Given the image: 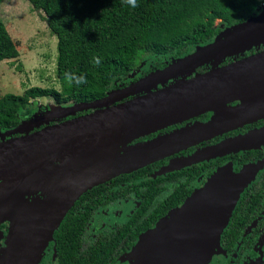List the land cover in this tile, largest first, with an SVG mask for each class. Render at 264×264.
Instances as JSON below:
<instances>
[{
    "label": "water",
    "instance_id": "water-1",
    "mask_svg": "<svg viewBox=\"0 0 264 264\" xmlns=\"http://www.w3.org/2000/svg\"><path fill=\"white\" fill-rule=\"evenodd\" d=\"M259 46H264V4L257 14L223 27L207 44L123 88L110 90L94 101L52 105L45 113L0 131V225H9L5 246L0 248V264H38L66 213L92 187L176 153L204 135L229 129L247 115L250 120L264 115L263 105L226 121L231 124L223 125L226 127L174 131L131 144L190 117L222 111L235 100L243 104L264 101V50L222 64L227 57ZM204 65L210 68L196 72ZM85 110L93 111L48 124ZM42 124L46 126L32 131ZM241 142L239 138L212 150ZM196 160L192 156L186 162ZM254 174L253 166L239 172L230 166L218 169L180 206L144 232L120 260L130 264H207L219 249L221 233Z\"/></svg>",
    "mask_w": 264,
    "mask_h": 264
},
{
    "label": "trees",
    "instance_id": "trees-1",
    "mask_svg": "<svg viewBox=\"0 0 264 264\" xmlns=\"http://www.w3.org/2000/svg\"><path fill=\"white\" fill-rule=\"evenodd\" d=\"M28 1L35 11L41 13L40 17L57 37L56 74L61 82V91L31 87L21 95L6 93L0 96L1 131L18 126L32 100L46 97L57 105H63L100 99L110 90L127 84L140 65L150 64L147 68L152 70L164 68L172 60L191 53L196 46L210 42L223 27L257 14L264 4V0H136L137 6L132 7L124 0ZM216 21L223 27L216 25ZM18 54L0 11V61L17 58ZM204 69L202 66L197 71L202 73ZM68 74L83 76L86 82L70 81ZM154 166L127 175L129 180L120 178L116 184L118 190H132L141 198L142 210L136 213L151 212L149 220L140 226L141 230L152 226L162 210L164 213L181 205L191 195L186 186L178 187L181 174L176 171L149 177L147 172ZM141 176H144L141 181L133 179ZM122 182L129 186L121 187ZM93 189L112 190L113 187L102 183ZM86 194L78 198L62 219L58 227L61 229L60 237L57 236L60 229L55 231L58 244H63L62 232L71 228L72 221H81L74 220L72 216L76 207L85 206L82 199ZM132 225L139 226V221L132 220ZM130 244L131 240L117 230L102 241L101 251L94 253V262L115 264L117 256ZM79 262L83 264L84 260L73 264Z\"/></svg>",
    "mask_w": 264,
    "mask_h": 264
},
{
    "label": "flooded vegetation",
    "instance_id": "flooded-vegetation-1",
    "mask_svg": "<svg viewBox=\"0 0 264 264\" xmlns=\"http://www.w3.org/2000/svg\"><path fill=\"white\" fill-rule=\"evenodd\" d=\"M262 50H264V46H259L246 51L243 55L238 54L227 57L225 61H228H224L222 64L236 61ZM203 67H205V71L210 68L208 65H204ZM155 69L152 70L147 67L137 69V72L133 74L127 84L129 85L131 82L155 71ZM127 84L118 86L117 88H123ZM126 99L128 98L124 100ZM263 105L264 101L243 104L241 101L235 100L224 107L222 111H207L190 117L135 139L131 144L148 142L164 135H171L174 131L191 130L194 132L197 129L202 131L206 126L228 125L229 123H226V121L238 116L240 118L244 117L250 110H255ZM92 111H78L75 115L54 119L49 121L48 124L61 123L67 119L89 114ZM238 123L218 134L207 137L204 135L186 148L151 162L133 172L122 173L103 182L113 187L112 190L94 191L93 187L87 190L86 196L82 199L85 206L76 207L75 214L72 216L74 220L81 219V221H72L71 228L62 232L65 238L63 244H58V240L56 239L55 231L57 228L53 233V238L42 252L38 264H73L77 260H84L83 264H96L94 262V253L100 252L102 241L107 237H111L117 230H121L131 240L129 247L123 250L116 258L115 264L123 263L124 260L121 261L120 258L130 252L140 236L146 230L153 228L159 218L175 207L167 209L164 213L162 210L160 212L161 215L152 226L141 230L140 226L145 225L146 221L149 220L151 212L148 211V214L142 212L143 215L142 213H136L142 210L140 208L142 200L138 194L132 190H118L119 188L116 184L119 183L120 178L124 179V181L129 180L127 175L130 176L134 172L151 165H155V168L147 172L149 177L164 176L176 171L181 174V180H178V187H180L179 185H182L184 188L186 186L190 189L191 193L201 188L209 177L222 167L230 166L234 172H239L245 167L253 166L255 174L240 193L227 225L221 233L219 249L212 255L207 264H264V115L253 120H250L247 115ZM44 126L46 124H42L32 131H37ZM239 138H242L245 142L238 144V146L226 148V150L220 153H212V148L226 142H233ZM192 156L197 157V160L187 164L186 161ZM174 166L175 168L172 170H164L167 167ZM143 177H133V179L138 182ZM120 185L121 187L129 186L125 182H122ZM179 194L180 189L178 191ZM165 203L167 204V202ZM132 220H138L139 226L132 225ZM8 231V223L0 225V248L5 246ZM58 232L57 236L60 237L61 229ZM79 263L82 264V262Z\"/></svg>",
    "mask_w": 264,
    "mask_h": 264
},
{
    "label": "rangeland",
    "instance_id": "rangeland-1",
    "mask_svg": "<svg viewBox=\"0 0 264 264\" xmlns=\"http://www.w3.org/2000/svg\"><path fill=\"white\" fill-rule=\"evenodd\" d=\"M0 11L19 52L17 58L0 61V96L6 93L21 95L31 87L61 91V82L56 74L57 37L40 17L41 13L35 11L28 0H2ZM218 22L216 25L220 26ZM149 65L144 63L138 69ZM52 105L57 106L46 97L32 100L25 109L23 120L45 113ZM125 261L128 262L124 260L121 264H126Z\"/></svg>",
    "mask_w": 264,
    "mask_h": 264
},
{
    "label": "clouds",
    "instance_id": "clouds-1",
    "mask_svg": "<svg viewBox=\"0 0 264 264\" xmlns=\"http://www.w3.org/2000/svg\"><path fill=\"white\" fill-rule=\"evenodd\" d=\"M124 2L126 3V4H129V5H131L132 7H136L137 6V4H136V0H124ZM99 61H97V63H98ZM68 77H69V80L71 81L72 79H75L76 80V83H84V82H86L85 81V78L83 77V76H80V77H74V76H72L71 74H68Z\"/></svg>",
    "mask_w": 264,
    "mask_h": 264
},
{
    "label": "bare ground",
    "instance_id": "bare-ground-1",
    "mask_svg": "<svg viewBox=\"0 0 264 264\" xmlns=\"http://www.w3.org/2000/svg\"><path fill=\"white\" fill-rule=\"evenodd\" d=\"M244 142H245V141H243V142H241V143H239V144H242V143H244ZM228 144H229V143H227V145H228ZM231 144H232V143H231ZM229 146H230V145H229ZM241 146H242V145H241ZM227 147H228V146H227ZM227 147H223V148H220V149H218V150H213L212 153H214V152H215L216 154H217V153H220V152L226 150Z\"/></svg>",
    "mask_w": 264,
    "mask_h": 264
}]
</instances>
